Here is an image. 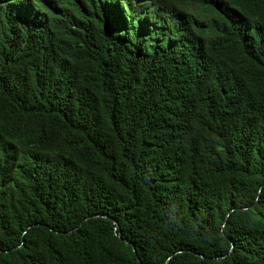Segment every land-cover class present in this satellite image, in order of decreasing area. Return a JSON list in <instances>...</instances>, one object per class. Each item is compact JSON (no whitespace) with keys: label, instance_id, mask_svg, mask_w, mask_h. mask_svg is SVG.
Wrapping results in <instances>:
<instances>
[{"label":"trees","instance_id":"trees-1","mask_svg":"<svg viewBox=\"0 0 264 264\" xmlns=\"http://www.w3.org/2000/svg\"><path fill=\"white\" fill-rule=\"evenodd\" d=\"M0 264H264V0H0Z\"/></svg>","mask_w":264,"mask_h":264},{"label":"water","instance_id":"water-1","mask_svg":"<svg viewBox=\"0 0 264 264\" xmlns=\"http://www.w3.org/2000/svg\"><path fill=\"white\" fill-rule=\"evenodd\" d=\"M114 220V219H113ZM116 222V220H114ZM134 251H136L135 245L132 243Z\"/></svg>","mask_w":264,"mask_h":264}]
</instances>
